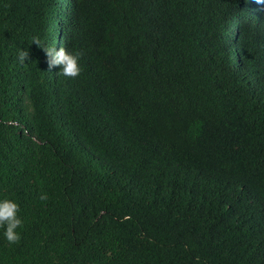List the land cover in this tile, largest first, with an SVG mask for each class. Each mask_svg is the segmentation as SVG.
I'll return each instance as SVG.
<instances>
[{"label": "trees", "instance_id": "16d2710c", "mask_svg": "<svg viewBox=\"0 0 264 264\" xmlns=\"http://www.w3.org/2000/svg\"><path fill=\"white\" fill-rule=\"evenodd\" d=\"M230 16L0 0V195L25 220L0 264H264V44L247 32L237 60ZM33 36L79 51L81 74L50 69Z\"/></svg>", "mask_w": 264, "mask_h": 264}, {"label": "clouds", "instance_id": "9594fccd", "mask_svg": "<svg viewBox=\"0 0 264 264\" xmlns=\"http://www.w3.org/2000/svg\"><path fill=\"white\" fill-rule=\"evenodd\" d=\"M220 4L237 20L233 24L234 19L230 16L233 25L223 30L222 42L237 60H242L248 41L247 32L251 34L252 51H256L260 43L264 44V0H220ZM32 43L44 52L50 69L58 67V74L66 78H77L81 74L79 51H68L62 46L57 49L55 44L42 42L37 36L32 37ZM17 59L24 64L29 59V52L19 49ZM48 199L47 192H40V201L46 202ZM21 211L15 199L0 195V237L9 246L16 245L22 238L25 220Z\"/></svg>", "mask_w": 264, "mask_h": 264}]
</instances>
